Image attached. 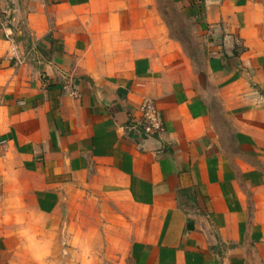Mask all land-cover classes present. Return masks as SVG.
<instances>
[{"label":"crops","instance_id":"crops-1","mask_svg":"<svg viewBox=\"0 0 264 264\" xmlns=\"http://www.w3.org/2000/svg\"><path fill=\"white\" fill-rule=\"evenodd\" d=\"M172 4L0 0V264H264V0Z\"/></svg>","mask_w":264,"mask_h":264},{"label":"rangeland","instance_id":"rangeland-1","mask_svg":"<svg viewBox=\"0 0 264 264\" xmlns=\"http://www.w3.org/2000/svg\"><path fill=\"white\" fill-rule=\"evenodd\" d=\"M164 15L170 20L180 19L181 14L173 7L172 0H158ZM129 237L123 230V224L119 221V240L115 235L109 234L105 241L100 236H93L92 254L90 264H132L128 254ZM74 264H84L77 257ZM88 264V263H86Z\"/></svg>","mask_w":264,"mask_h":264},{"label":"built area","instance_id":"built-area-1","mask_svg":"<svg viewBox=\"0 0 264 264\" xmlns=\"http://www.w3.org/2000/svg\"><path fill=\"white\" fill-rule=\"evenodd\" d=\"M5 20L3 13H0V22ZM140 117H133L128 125L129 130L141 133L144 137H153L163 129V123L159 115L156 102L150 98L144 99L140 107Z\"/></svg>","mask_w":264,"mask_h":264}]
</instances>
